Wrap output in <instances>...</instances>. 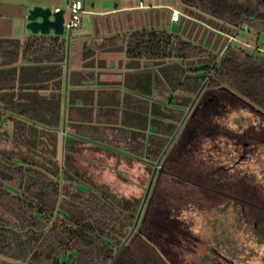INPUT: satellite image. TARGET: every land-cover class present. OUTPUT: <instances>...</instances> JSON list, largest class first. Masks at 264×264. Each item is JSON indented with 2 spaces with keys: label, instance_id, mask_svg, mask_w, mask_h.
Listing matches in <instances>:
<instances>
[{
  "label": "trees",
  "instance_id": "16d2710c",
  "mask_svg": "<svg viewBox=\"0 0 264 264\" xmlns=\"http://www.w3.org/2000/svg\"><path fill=\"white\" fill-rule=\"evenodd\" d=\"M138 2L165 5L133 0L125 7ZM178 2L264 37V17L251 0L247 5L237 0ZM64 43L59 36H39L20 47L15 39L0 38V256L27 264H144L130 239L125 241L136 221L139 198L94 182L74 165L71 155L84 145L107 160L126 161L129 168H139L142 159L155 161L174 129V123L161 117L177 121V112L190 103L186 98L179 101L172 94L176 90L194 95L201 88L224 87L264 114V55L258 47L248 51L226 46L220 54L211 53L163 29L141 27L126 37L127 67L142 58L161 63L162 79L129 74L120 84L107 86L110 81L87 82L92 72L81 71L69 50L64 82ZM112 45L102 47L111 52ZM91 54L90 48L81 54L87 61L81 67H91ZM192 56L201 61L179 65ZM117 85L149 96L155 89L159 103L150 100L149 109H143ZM4 121L10 123V133L2 132ZM61 126L57 164L53 153ZM147 128L152 130L144 138Z\"/></svg>",
  "mask_w": 264,
  "mask_h": 264
},
{
  "label": "rangeland",
  "instance_id": "374dc122",
  "mask_svg": "<svg viewBox=\"0 0 264 264\" xmlns=\"http://www.w3.org/2000/svg\"><path fill=\"white\" fill-rule=\"evenodd\" d=\"M158 1L165 5L131 10L124 19L105 12L115 3L119 4V0H80L77 26L68 32L63 29L59 37L65 44L67 41L70 51L72 40L80 33L93 35L94 29L144 27L176 34L211 53L220 54L226 46L248 51L258 47L264 55L262 33L243 24L213 18L197 8H185L178 0ZM237 1L247 5L249 0ZM251 1L256 12L264 17V0ZM23 2L24 8L27 4L31 6V2L50 10L57 7L62 10L64 23L68 20V0ZM132 2L127 0V4ZM171 9L180 13L175 23L169 21ZM121 20L126 21V26L121 25ZM76 49L77 44L71 54L77 64L75 51L82 54L86 48ZM95 54L104 60L119 57L117 53L103 51ZM200 61L199 56H192L179 65L193 66ZM152 63L149 70L154 74L157 68ZM101 79L110 81L107 86L115 81L120 84L117 75H103ZM137 80L146 87L142 78ZM117 86L128 98L141 102L143 109L145 106L149 109L150 100L159 103L155 89L149 96L144 91L136 93ZM150 87H153L152 81ZM172 94L179 101L186 98L190 103L181 108V114L177 112V121L161 117L162 121L174 123V129L155 161L142 159L139 168L135 164L129 168L126 161L107 160L84 145L71 155V160L94 182L107 185L110 191L139 198L136 221L125 241L130 239L132 249L144 264H264V116L219 90L201 88L197 96L179 90ZM1 130L10 133V123L2 122ZM151 130L144 131V138ZM63 133L56 134L53 159L57 164ZM159 168L162 173L153 186Z\"/></svg>",
  "mask_w": 264,
  "mask_h": 264
},
{
  "label": "crops",
  "instance_id": "0c3cea01",
  "mask_svg": "<svg viewBox=\"0 0 264 264\" xmlns=\"http://www.w3.org/2000/svg\"><path fill=\"white\" fill-rule=\"evenodd\" d=\"M130 1V0H128ZM143 2H138L136 6L134 7H125L127 6V0H119V4L115 3L113 8L110 10H106L105 12H109V14H118L119 17H123L124 19L126 18V13H128V16L131 14V10H145L146 6L145 3L142 4ZM32 5H39L41 7L42 4L39 3H32ZM24 2L23 0H0V38H5V39H15L19 42L20 47L24 46L25 43H29L32 41V39L39 37V36H44L45 38L54 36L52 33L49 31L47 34H39L35 33L32 34L30 33L24 26V16L26 14V11L31 8L29 4H27L26 8H24ZM162 6V5H160ZM57 7H53L55 9ZM26 9V10H25ZM52 9V10H53ZM58 9V8H57ZM150 10V9H147ZM99 13H104V12H99ZM123 13V14H121ZM127 19V18H126ZM129 23V22H128ZM126 21L121 20V25L126 26ZM137 29H123V27H120V29H94L93 35H88V33H80L74 37L70 44V53L72 51V47L77 44L76 50H79L81 48H90L92 50V54L89 56V60H92V64L90 68H83L81 65L83 62H87L86 59L81 56L79 51H75L78 55L77 59V65L78 68L81 71H91L92 72V78L86 80L87 82H93V81H105V79H101L103 75H113V76H119L120 77V82L123 81L124 77L129 75V74H135L136 77H140L142 75H148L149 80H152L153 76L158 77L159 79L161 78V75L159 73L158 67H161V63L157 64L155 63V69L154 74L151 73L149 70L150 65H153L152 61L149 59H139L135 65L133 64L131 67H127V62H129L125 56L123 55V50L126 42V37L131 31H134ZM95 31V32H94ZM112 37L113 39L110 41H107ZM59 39H61L59 37ZM87 39L88 42L84 43V40ZM105 40V42H104ZM113 44L112 46H108L109 48H112L111 52H106L107 54H119V57L115 58H107V60L103 58L96 57V52L98 51H103L105 52L102 46L105 47V43ZM45 45L46 43H42ZM65 44V43H64ZM89 45V46H87ZM101 46V48H97ZM67 47V57H68V50H69V44H65V49ZM83 49V50H86ZM73 52V51H72ZM121 54V56H120ZM64 61H65V55H64ZM152 64H151V63ZM20 63V62H18ZM111 68V69H108ZM63 78L64 82L66 79V73L65 69L63 71ZM118 82V81H115ZM65 84V83H64ZM118 87V86H117ZM0 264H27L25 262H20V261H13L6 259L4 257L0 256Z\"/></svg>",
  "mask_w": 264,
  "mask_h": 264
},
{
  "label": "water",
  "instance_id": "95a60500",
  "mask_svg": "<svg viewBox=\"0 0 264 264\" xmlns=\"http://www.w3.org/2000/svg\"><path fill=\"white\" fill-rule=\"evenodd\" d=\"M25 28L32 34L39 33V34H47L49 31L54 36H59L62 34V10L57 9L55 11L50 10L48 7H41V6H33L27 10L25 15ZM66 61H67V47L65 49V61H64V69L66 73ZM222 91H227L224 87L218 88ZM229 94L233 95L231 92L227 91ZM198 92L195 96H197ZM242 103H244L250 111L259 113L264 116L258 109L254 108L251 104L239 99ZM198 108V105L196 106ZM195 108V109H196ZM61 133L64 132L63 127L61 126L60 129ZM162 171L159 168L156 172V176L154 179V184L157 181L159 173ZM148 188V187H147Z\"/></svg>",
  "mask_w": 264,
  "mask_h": 264
},
{
  "label": "built area",
  "instance_id": "2783aa9c",
  "mask_svg": "<svg viewBox=\"0 0 264 264\" xmlns=\"http://www.w3.org/2000/svg\"><path fill=\"white\" fill-rule=\"evenodd\" d=\"M57 10V8L53 9V11ZM68 10V20L64 23L62 22V31L66 28L67 32L70 28L76 27L78 24V18L76 14L81 11V2L80 0H68L67 4ZM180 16V13L176 9H171L169 13V21L171 23H175Z\"/></svg>",
  "mask_w": 264,
  "mask_h": 264
}]
</instances>
